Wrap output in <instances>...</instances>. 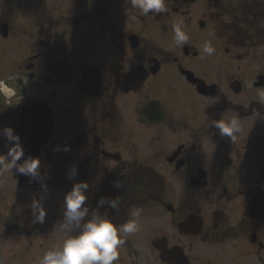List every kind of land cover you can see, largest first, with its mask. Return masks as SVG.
<instances>
[{
	"label": "flooded vegetation",
	"instance_id": "obj_1",
	"mask_svg": "<svg viewBox=\"0 0 264 264\" xmlns=\"http://www.w3.org/2000/svg\"><path fill=\"white\" fill-rule=\"evenodd\" d=\"M5 3L0 0V127L21 119L24 107L46 103L53 131L36 157L47 186L61 181L71 189L75 179L95 180L93 196L87 194L95 208L86 219L97 211L122 224L131 209L142 217L160 200L167 185L158 169H189L197 202L164 205L177 228L189 216L201 218V233L185 238L197 237L212 252L203 261L192 253L197 240L179 243L191 264L241 258L249 264L231 255L237 243H225L241 237L263 253L264 0H167L165 12L147 16L125 0H99L73 25L53 23L48 33L37 30L48 21L32 26L8 16ZM175 22L188 34L187 45L175 46ZM206 43L212 55L203 52ZM233 117L240 119L234 141L211 126ZM73 165L78 175L69 180ZM102 197L121 203L100 206ZM39 198H21L18 207L1 198L0 264H36L58 245L63 213L46 209L44 223L33 224L31 200ZM121 247L115 264L128 259Z\"/></svg>",
	"mask_w": 264,
	"mask_h": 264
},
{
	"label": "clouds",
	"instance_id": "obj_2",
	"mask_svg": "<svg viewBox=\"0 0 264 264\" xmlns=\"http://www.w3.org/2000/svg\"><path fill=\"white\" fill-rule=\"evenodd\" d=\"M125 3H130L133 9H139L147 16L150 13L155 15L165 12L167 0H125ZM172 32L175 46L187 45L189 36L182 23H173ZM203 52L212 55L214 49L206 43ZM261 99L264 100V97ZM211 126L217 128L221 136L234 141L233 134L240 131V119L233 117L225 121L221 118ZM0 141L3 142V148H0V174L14 170L16 175L28 177L29 182L42 181L40 158L26 155L21 137L11 125L0 127ZM77 175L78 168L71 166L67 178L74 180ZM115 186L119 188L122 184L117 181ZM42 187L47 190L46 184L42 183ZM88 188L89 183L81 181L75 183L66 193L62 206L63 222L58 229L61 243L45 251L36 264H115L119 260L121 234H130L137 230L138 225L134 218L140 215V211L131 209L128 214L130 219L122 224L115 222L107 213L100 215L97 211H93L91 217L86 219L89 216V208L86 206ZM105 203L116 209L121 198L102 197L99 205L103 206ZM31 207L33 224L44 223L47 211L41 200L33 199ZM73 231L75 234H72Z\"/></svg>",
	"mask_w": 264,
	"mask_h": 264
},
{
	"label": "rangeland",
	"instance_id": "obj_3",
	"mask_svg": "<svg viewBox=\"0 0 264 264\" xmlns=\"http://www.w3.org/2000/svg\"><path fill=\"white\" fill-rule=\"evenodd\" d=\"M98 1L99 0H8L7 4L10 7V12L7 15L25 19V21L29 22L32 26L38 23H41L42 25L44 22L48 21L49 25L37 27V30L48 33L51 31L50 25L53 23H59L61 26L64 23H71L73 25L74 21L80 18V12L83 11L84 7H90V5H93ZM3 4H6L5 0H3ZM68 13V17L64 18V16H66ZM53 29H56V27H53ZM257 121L259 120H256V122ZM170 135H172V133H170ZM158 171L163 174L167 187L162 195L156 197L160 200H155L151 206L146 207L148 208V214H143V212H141L142 217H137L139 219V228L137 227V230L133 233L126 234L128 235L126 240L128 243L132 244V246H127V241L122 238L121 246L123 248L126 247L128 259L123 257L121 264H163L160 257V251L154 246L152 242L162 236H167L171 245L178 243L183 244L185 241V243L189 245V241L197 240L194 249H192V253L195 255L199 254V256L203 257V261L206 260L210 257V253L212 252H209L210 248L205 243L203 244L206 245V249L203 248L202 244L198 242L197 237H193L191 239L182 236L178 231L177 222H175L178 221L175 220L177 218H173V214L167 211L168 209L164 205L166 202H173L177 208L179 205L182 207L190 206L197 202L195 198L197 189H194L188 181L192 170L184 169L177 173L175 170L165 168L158 169ZM81 181L84 180L75 179L73 181V185ZM60 182L61 181H59V183ZM59 183L57 186H47V190L37 191L33 187H22L18 185L10 171L2 173L0 174V203L2 200L1 198L7 197V204H13L12 206L18 207L19 203L21 202V198H33V196H37V198L40 197L38 200H41V203L45 209L53 210L56 208L55 210L58 213H63L62 206L64 197L71 189L67 185H62ZM88 183L89 188L87 190V194L89 196H93V191L95 190L97 183L95 180H89ZM86 206L89 208L90 212L93 208H95L90 201H86ZM58 223L60 224L62 222ZM59 236L60 233L58 230V237ZM239 239L240 240H229L225 242L230 245H235V243L238 244L236 245L237 248H231V251H233L232 256H238V258L243 256L248 258L250 259L249 264H260L261 262L259 261V263L257 261L258 258H262L261 260L264 262V251L260 256H258L256 246L253 248V250H251V246L247 244L244 237ZM60 243L61 241L58 239V245ZM211 247H221V245ZM236 251L239 252L237 253ZM202 260L200 259L198 263L202 264ZM239 260L237 259L234 262H229L227 264H247L243 261V259L242 261ZM211 261H214L212 257Z\"/></svg>",
	"mask_w": 264,
	"mask_h": 264
},
{
	"label": "water",
	"instance_id": "obj_4",
	"mask_svg": "<svg viewBox=\"0 0 264 264\" xmlns=\"http://www.w3.org/2000/svg\"><path fill=\"white\" fill-rule=\"evenodd\" d=\"M24 115L20 117L21 119L10 120V125L15 129V131L20 135L23 147L25 149L26 155L36 156L39 152L40 146L48 141L52 131H53V117L51 112L45 108V106H39L37 104H32L30 106L24 107ZM42 181L29 182V178L25 176H18L22 184L34 183L39 189H42V183L45 184L44 171L40 170ZM196 229L195 227L197 226ZM185 227L182 226V230H190L187 232H197L200 231L201 221L199 223L198 219L191 217L187 219ZM185 228V229H184ZM157 246L163 251L164 261L178 262L179 264H189L188 257L184 255L183 250L180 247H175L173 249L167 248V241L157 242Z\"/></svg>",
	"mask_w": 264,
	"mask_h": 264
},
{
	"label": "bare ground",
	"instance_id": "obj_5",
	"mask_svg": "<svg viewBox=\"0 0 264 264\" xmlns=\"http://www.w3.org/2000/svg\"><path fill=\"white\" fill-rule=\"evenodd\" d=\"M6 91H7L8 94H12L13 89L12 90H9V89L6 88Z\"/></svg>",
	"mask_w": 264,
	"mask_h": 264
}]
</instances>
